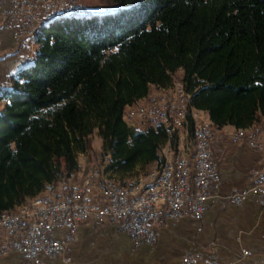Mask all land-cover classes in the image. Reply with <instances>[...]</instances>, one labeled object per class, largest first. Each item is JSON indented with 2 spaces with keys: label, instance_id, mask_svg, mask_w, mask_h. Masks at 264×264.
<instances>
[{
  "label": "trees",
  "instance_id": "obj_1",
  "mask_svg": "<svg viewBox=\"0 0 264 264\" xmlns=\"http://www.w3.org/2000/svg\"><path fill=\"white\" fill-rule=\"evenodd\" d=\"M113 1L111 10L73 6L47 20L30 61L0 91V212L46 186L62 194L77 151L91 168L104 158L114 180L149 171L177 135L160 123L131 128L122 112L150 85L168 88L176 71L188 132L190 108L217 130L264 121V0Z\"/></svg>",
  "mask_w": 264,
  "mask_h": 264
},
{
  "label": "built area",
  "instance_id": "obj_2",
  "mask_svg": "<svg viewBox=\"0 0 264 264\" xmlns=\"http://www.w3.org/2000/svg\"><path fill=\"white\" fill-rule=\"evenodd\" d=\"M1 1V0H0ZM1 17L16 41L27 42V30L37 19L56 14L57 8L73 7L72 0H5ZM23 58L20 59V61ZM180 80V79H179ZM5 84V79L0 82ZM128 113H136L140 126H154L161 116H168V124L179 136L187 132V93L182 81L172 93L159 89L155 96L144 101L136 112H122L126 122ZM191 143L197 151L179 145L175 152L169 144L161 146L159 160L146 174L143 185L122 181L107 182V176L94 168L81 180L68 182L62 194L40 191L26 198L14 210L0 212V232L9 247L19 251L32 264H46L39 256L53 257L71 240L76 224L90 217L96 220L117 221L119 229L133 243H152L155 232L151 224L160 216H173L179 210L200 217L204 200L220 183L216 160L211 151V129L202 124L203 115L189 109ZM166 128V126H164ZM232 141H244L259 150L261 164L249 171L241 189L228 194L232 202L253 197L264 208V127L257 125L249 136L229 135ZM176 146V145H175ZM56 228H63L56 235ZM178 264H226L210 257L198 259L196 252L181 256Z\"/></svg>",
  "mask_w": 264,
  "mask_h": 264
},
{
  "label": "crops",
  "instance_id": "obj_3",
  "mask_svg": "<svg viewBox=\"0 0 264 264\" xmlns=\"http://www.w3.org/2000/svg\"><path fill=\"white\" fill-rule=\"evenodd\" d=\"M6 5L5 0L0 1V82L7 76L6 81L9 75L16 72L22 64L21 58L31 59L35 49L34 43L16 41L11 36L10 29L1 17ZM152 87L157 89L155 85H150L149 90ZM2 104L0 99V108ZM200 111H196V114L203 115L202 121L210 124L206 111ZM138 127L141 126H134ZM236 130L229 124L218 128L216 136L214 130L211 151L216 160L220 183L204 200L200 217L195 218L185 210H180L173 217H163L156 228V240L150 244L133 243L119 229L117 221L90 217L76 224L71 240L62 251L53 257L40 255V260L46 264H178L182 255L196 252L200 260L210 257L227 264H262L264 208L251 196L239 202L227 198L230 192L244 187L249 171L259 168L261 164L259 150L242 140L230 139L229 135H233ZM186 132L178 137L176 148L179 145L187 147L186 138H191ZM75 158L78 163L75 179L81 180L94 168L88 164L85 152L77 151ZM104 163L105 159L102 158L96 168L106 176H120L113 170L104 171ZM55 233L60 236L64 229L56 228ZM0 264L32 262L9 247L0 232Z\"/></svg>",
  "mask_w": 264,
  "mask_h": 264
},
{
  "label": "rangeland",
  "instance_id": "obj_4",
  "mask_svg": "<svg viewBox=\"0 0 264 264\" xmlns=\"http://www.w3.org/2000/svg\"><path fill=\"white\" fill-rule=\"evenodd\" d=\"M72 4H73V6H78L79 8L81 7V8H83V9H87V10H92V11H104V10H111V9H113L114 7H116L117 6V4L113 1V0H72ZM67 10H70V9H59L58 11H57V15L58 14H61V13H64V12H66ZM52 17H54V16H52ZM52 17H50V18H48V19H45V20H37V22H36V25L32 28V29H30V30H28V44L30 43V44H32V43H34L33 42V38H34V36H35V33L37 32V30L39 29V27L42 25V24H44L47 20H49V19H51ZM30 31V32H29ZM30 61V58H24V61H22L21 63V65H25V64H27L28 62ZM179 74V72L178 71H176L175 73H174V75H173V78L175 79H173L172 80V83H171V85L169 86V88H167V89H165V88H157L156 90L155 89H153V87L149 90V94H148V96L147 97H145V98H143V99H141V100H139V102L137 101L135 104H133V105H130L129 107L127 106L125 109H124V112H130L131 110L133 111V112H136L138 109L137 108H139L140 107V105L144 102V101H149V99L151 98V97H154L155 96V94H156V92L159 90V89H164L165 90V93H172V92H174V91H176L179 87H180V80L179 79H177V75ZM13 74H11V75H9V79H7L6 80V85H0V91L3 89V88H5V87H8L9 85H10V77L12 76ZM7 77V76H6ZM5 77V78H6ZM4 78V79H5ZM153 90H155V91H153ZM141 103V104H140ZM139 105V106H138ZM134 108V109H133ZM126 110V111H125ZM128 110V111H127ZM199 112H201V111H199ZM127 119H129V120H127L126 119V124L129 126V127H131V126H133V128H134V126L135 125H137V124H139V121H137V119H136V114L135 113H133L132 115H130V113H128V115H127V117H126ZM131 119V120H130ZM203 120V119H202ZM260 122H262V121H260ZM202 123L203 124H207V123H205V122H203L202 121ZM259 123V122H258ZM168 124V122L166 123V124H162L163 126H166ZM207 125H210V124H207ZM254 125V124H253ZM217 135V130H215V136ZM213 136H214V130H213ZM187 137H188V135H187ZM190 138H191V136H189ZM187 140H186V143L188 144L187 146H188V148L190 149V151H194V145H193V143H191V140H189L188 138H186ZM98 142H99V139L97 138V136L95 137V136H93L92 137V145H93V147L96 149V150H98L99 149V145H98ZM176 148V146H174V147H171V149H173V151L175 152V149ZM160 153H161V150H158ZM150 170V169H149ZM146 171L145 170H141V171H138L136 174H134L133 176H129L128 178H125L126 180V182L127 183H130V184H139V185H143L144 183H146V181H147V176H146V174H147V172L145 173ZM114 182V181H116V180H114V179H112V178H110V177H107V182ZM60 189L61 188H57V189H54V190H52V191H50V188L49 187H45V188H43L42 189V191L43 192H47V193H51V194H54V191H57V192H61L60 191ZM178 214V213H177ZM176 214V215H177ZM176 215H173V216H176ZM173 216H170V217H173ZM163 217H166V216H160V217H158L156 220H154L153 222H152V224H151V227H152V229L154 230V232H155V240H156V228H157V226L160 224V222L162 221V219H163ZM154 240V241H155ZM227 264V263H226ZM262 264H264V262L262 263Z\"/></svg>",
  "mask_w": 264,
  "mask_h": 264
},
{
  "label": "bare ground",
  "instance_id": "obj_5",
  "mask_svg": "<svg viewBox=\"0 0 264 264\" xmlns=\"http://www.w3.org/2000/svg\"><path fill=\"white\" fill-rule=\"evenodd\" d=\"M59 9H72V7H68V8H57V10H56V14L55 15H51V16H49V17H47V18H45V19H48V18H50V17H52V16H56L57 15V11L59 10ZM45 19H37V20H45ZM37 20L35 21V23L31 26V28L30 29H32L35 25H36V22H37ZM30 29H28V30H30ZM28 30H27V42H28ZM30 32V31H29ZM22 61H24V59L22 60ZM175 80V79H174ZM1 85H6V81H5V84H1ZM164 93H165V90H164ZM153 97H151L149 100H151ZM141 104V103H140ZM139 106V105H138ZM134 109V108H133ZM137 109H140V107L139 108H137ZM128 111V110H127ZM130 112H133L132 110L130 111ZM196 112V111H195ZM133 113H130V115H132ZM136 114V113H135ZM127 117V116H126ZM137 121H139V119H137ZM168 122V116H161L160 117V119H159V123L160 124H166ZM126 123V122H125ZM203 124V123H202ZM262 125L263 127H264V121H262V122H259V123H255L254 125H252L251 127H249V128H247V129H237L234 133H233V135L232 136H236V137H246V136H249L251 133H252V131L254 130V128H256L257 127V125ZM203 126H205V127H210V125H207V124H203ZM213 130H217V129H211V136H213ZM193 145H194V151H197V143H193ZM112 182V181H111ZM180 212V210L177 212V213H179Z\"/></svg>",
  "mask_w": 264,
  "mask_h": 264
},
{
  "label": "water",
  "instance_id": "obj_6",
  "mask_svg": "<svg viewBox=\"0 0 264 264\" xmlns=\"http://www.w3.org/2000/svg\"><path fill=\"white\" fill-rule=\"evenodd\" d=\"M169 128H170V124H167V125H166V129H169Z\"/></svg>",
  "mask_w": 264,
  "mask_h": 264
}]
</instances>
